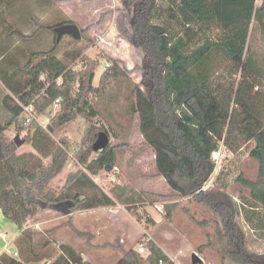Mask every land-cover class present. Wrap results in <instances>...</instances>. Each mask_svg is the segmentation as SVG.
<instances>
[{"label":"trees","instance_id":"1","mask_svg":"<svg viewBox=\"0 0 264 264\" xmlns=\"http://www.w3.org/2000/svg\"><path fill=\"white\" fill-rule=\"evenodd\" d=\"M139 1L121 0L126 9ZM173 1L177 6L173 17L181 24V33H173L155 22L159 0L139 3L135 35L150 58L153 86L147 93L135 86L134 112L140 114L146 143L155 150L158 175L181 196L205 202L222 216L224 228L219 234L226 241L222 248L225 257L238 264H264V252L250 249L243 241L242 231L229 226L228 221L234 222L239 213L238 207L217 206L208 191L202 189L216 170L213 154L222 144L237 152L253 141L249 154L259 163L258 178L239 179L250 189L252 207L264 208V99L258 90L264 87V53L254 38V31L259 30L264 41V0ZM194 26L202 27L208 34L195 45ZM54 28L49 27L52 31ZM60 43L55 36L52 48L31 53L24 66L28 84L22 92L8 77L0 83V208L20 230L43 210L70 215L116 202L130 209L144 202L143 192L129 183L116 184L110 195L91 178L110 165L114 167L117 159L114 145L100 151L93 149L98 134L108 133L105 127L92 128L82 143L77 158L83 168L69 173L59 189L51 187V181L64 170L70 156L65 149L67 142L55 141L48 130L64 129L86 110L95 116L93 98L104 94L110 84L130 78L129 69L122 67L120 60L103 54L107 65L96 86L99 60L84 55L81 69L69 68L57 57ZM219 57L222 63L217 62ZM2 84L19 97L9 94ZM57 99L59 109L46 127L40 125L42 130L38 127L32 133L33 123H18L22 104H33L36 113H43ZM12 127L20 135L27 131L23 139L34 146L37 154L17 152L16 142L7 133ZM41 157L51 160L45 164ZM225 197L232 202L226 194ZM246 217L254 226L249 214ZM257 227L264 229V219ZM72 229L80 237L88 235L75 226ZM23 242H19L20 252L28 253L30 244ZM141 243L147 254L132 248L116 264H176L154 240ZM59 248L61 253L51 264H93L68 244ZM28 258L23 255L19 260L3 254L0 264H28Z\"/></svg>","mask_w":264,"mask_h":264},{"label":"rangeland","instance_id":"2","mask_svg":"<svg viewBox=\"0 0 264 264\" xmlns=\"http://www.w3.org/2000/svg\"><path fill=\"white\" fill-rule=\"evenodd\" d=\"M139 3L126 9L121 0H0V52L3 51L0 58V83L4 77H8L9 82L22 92L28 84L29 77L24 66L31 53L52 48L56 33L49 27L63 22H74L85 30L82 31L81 38L66 34L61 39L57 57L69 68L81 69L84 66V55L98 59L99 67L94 77L96 86L99 85L101 74L107 65L102 58L103 54L117 58L122 67L129 69V79L110 84L104 94L93 98L95 116L86 110L64 129L52 128L55 131L52 134L55 141L67 142L68 147L65 149L70 157L64 170L51 181V187L59 189L69 171L83 168L77 158L82 143L92 128L105 127L110 135V144L116 147L117 159L114 167L117 168V182L106 181V174L116 169H104L96 174L102 180V188L110 195L111 189L118 183H129L136 189L123 177V168H126L125 173L136 177L141 187L147 189L139 191L144 194V202L132 209L116 202L121 210L127 208L131 213L124 215L120 226L111 225L110 220L106 222L107 231H101V227H98V214L92 217L82 212L74 215H63L53 210L39 212L27 223L31 224V255L38 256L45 249L44 237L38 232L46 230L51 241L53 239L57 245L64 243L73 246L93 264H116L125 251L138 249L143 240L149 239L155 240L176 264H194V253L203 260V263L198 264H238L225 257L222 251L223 243L226 242L219 234V230L224 228L222 216L205 202L183 197L165 179L166 183L162 181V176L158 175L155 150L146 143L141 130L140 114L134 112L135 86L139 85L146 93L153 86L150 58L137 43L135 35L137 17L141 11ZM159 4L155 22L167 26L173 33H181L182 26L173 17L177 7L174 1L159 0ZM193 28L195 35L192 44L195 45L202 42L208 34L200 26ZM254 38L264 53V41L259 30L254 31ZM217 62L222 63V58H217ZM236 78L239 79V75ZM258 90L263 93L264 99V87ZM36 95L35 93L34 96ZM15 97L18 98L19 94H15ZM58 109L59 105L54 104L43 113L37 112L38 121L30 126L31 132L38 127L42 130L40 125H47ZM26 132L20 135L21 139ZM7 133L11 139L18 134L15 127ZM253 146L254 142L251 141L242 145L237 152H232L222 144L220 150L213 154L216 170L202 189L208 191L217 206L224 207L228 204L238 207L239 213L234 218L236 224L229 220V226L232 230H241L244 243L250 249L261 253L264 252V229L257 225L264 219V208L252 207L254 201L250 189L239 179L258 178L259 163L249 154ZM17 152L37 154L31 143L22 144ZM41 159L45 164L51 160L50 157ZM225 194L233 203L226 199ZM246 214H249L254 226L248 221ZM76 220L84 227L90 225L88 229L93 228L102 233L105 231L104 234L107 232L106 240L97 237V232H92L91 229H78ZM43 221H47L46 227ZM10 224L5 219H0V242L2 238L6 240L7 250L16 249L19 252L18 257L11 256L22 260V244L12 240L15 231ZM72 226L88 235H76ZM49 247L50 256L56 258L60 254V245L50 244Z\"/></svg>","mask_w":264,"mask_h":264},{"label":"crops","instance_id":"3","mask_svg":"<svg viewBox=\"0 0 264 264\" xmlns=\"http://www.w3.org/2000/svg\"><path fill=\"white\" fill-rule=\"evenodd\" d=\"M2 52L3 51H1L0 52V58L3 56L2 55ZM3 85V84H2ZM4 86V85H3ZM5 89H6V91L9 93V94H11V95H13L14 97H15V95L10 91V90H8L6 87H4ZM111 143V142H110ZM155 156H156V154H155ZM156 159V158H155ZM76 168H77V166H75ZM75 170V169H74ZM74 170H71V171H69L68 172V174L69 173H71V172H74ZM125 170H126V168H123V177L126 179V180H129L135 187H136V189H138V191H144V190H147V189H143L142 187H141V185H140V183H139V180L136 178V177H131V176H128L126 173H125ZM101 172V171H100ZM99 172V173H100ZM68 174H67V176H68ZM67 176H66V178H67ZM66 178H65V180H66ZM91 178L94 180V182L104 191V192H106L102 187H103V184H100V182L102 183V180H101V178L99 177V176H97L96 174H94V175H91ZM161 179H162V181H164V183H166L165 182V180H164V177H161ZM97 181V182H96ZM65 183V182H64ZM63 183V184H64ZM62 184V185H63ZM107 194H109V192H106ZM146 195L148 196L149 194H147L146 193ZM49 210H52V209H49ZM53 211H55V212H57L56 210H53ZM79 212H82V213H86L87 215H90V216H92L93 217V215H96V214H98L100 217H96V222H99L98 220H100V226H98V227H101L100 228V230L102 229V230H105L106 229V231L108 230L107 229V227L105 226V224H106V222H108L109 220H110V222H111V225L112 224H116V225H121L120 223H121V221H122V219H123V217H124V215L127 213V214H129V213H131V211H129V209H127L126 208V210H121L119 207H118V205L116 204H114V205H101V206H98V207H95V208H90V209H82V210H78V211H76V212H74V213H72V214H70V215H74V214H76V213H79ZM64 215V214H63ZM0 219H5L6 221H7V224L9 225L10 223V225L12 226V228L14 229V231H15V235H14V238H12V240L14 241V242H23V241H20L19 239L20 238H24L25 240H24V244H25V242L27 241L28 243L30 242V244H31V237H30V233H31V230H30V228H31V224H26V226L24 227V229H22V230H20L13 222H11L10 220H8L5 216H4V214H3V212H2V210H1V208H0ZM116 219H118V221L116 220ZM43 222H45L43 225L46 227V225H47V221H43ZM5 223V222H4ZM2 224H3V222H2ZM75 224H76V227L78 228V229H80V230H86V231H88V230H92V232H94V231H96L97 232V230H93V228H89L88 229V227L90 226V225H85L86 227H84L82 224H79L78 222H77V220H76V222H75ZM109 224V223H108ZM41 227V226H40ZM97 227V228H98ZM96 228V227H95ZM96 228V229H97ZM34 230V229H33ZM100 230H98V232H97V237H99L100 239H102L103 241H105L106 239H105V236H106V234H107V232H106V234H104L105 233V231H104V233H102ZM39 233V235L42 237H44V247H45V249L40 253V254H38V256H33V255H31V248H30V251L27 253L26 252V250H25V253H24V256L26 257H29L28 259H29V261H28V264H45V263H47V264H51L52 262H53V260L55 259L53 256H50L51 255V249H50V247H49V245L50 244H54V246H61V245H63L64 243H61V244H59V245H57V243L55 242V241H53V239H52V241H51V239H50V237H49V235H48V233L46 232V230H42L41 231V233L40 232H38ZM43 233V234H42ZM125 237L126 238V236L124 235V234H122V237ZM124 238V239H125ZM29 241H28V240ZM1 241L2 242H0V257L3 255V254H8V256L10 255H13L14 257H18L19 256V252L18 251H16V249H14L13 251L12 250H7L6 248H7V245H8V243H7V241L6 240H3V238L1 239ZM155 241V240H154ZM52 242V243H51ZM156 242V241H155ZM157 243V242H156ZM158 244V243H157ZM69 245V244H68ZM159 245V244H158ZM71 246V245H70ZM160 246V245H159ZM31 247V246H30ZM73 247V246H72ZM161 247V246H160ZM74 248V247H73ZM162 248V247H161ZM75 249V248H74ZM163 249V248H162ZM164 250V249H163ZM77 251V250H76ZM11 252V253H10ZM14 252H18V254L17 255H14ZM78 252V251H77ZM164 252L168 255V253L164 250ZM21 253V252H20ZM30 253V254H29ZM60 253H61V251H60ZM82 255V257H83V259L85 260V261H87V258L85 257V255L82 253L81 254ZM13 256H11V257H13ZM169 256V255H168ZM123 256H121L120 258H119V260L122 258ZM170 257V256H169ZM171 258V257H170ZM118 260V261H119ZM90 261H92V260H90ZM117 261V262H118ZM92 263V262H91Z\"/></svg>","mask_w":264,"mask_h":264},{"label":"water","instance_id":"4","mask_svg":"<svg viewBox=\"0 0 264 264\" xmlns=\"http://www.w3.org/2000/svg\"><path fill=\"white\" fill-rule=\"evenodd\" d=\"M54 31L56 33V40L60 41L62 37L66 34L72 35L75 38H81L82 37V29L79 27L78 24L74 22H66L62 23L60 25L55 26ZM14 141L16 142L17 146H21L25 143L24 139L20 138V134H17L14 138ZM111 142L110 136L105 131H101L98 134V137L93 145V149L95 151H100L106 148ZM113 166L110 165L109 167L105 168L106 171L112 170ZM193 263H203V260L196 254H193Z\"/></svg>","mask_w":264,"mask_h":264},{"label":"built area","instance_id":"5","mask_svg":"<svg viewBox=\"0 0 264 264\" xmlns=\"http://www.w3.org/2000/svg\"><path fill=\"white\" fill-rule=\"evenodd\" d=\"M60 100L57 99L55 101V105L58 106L59 105ZM22 108H23V113L21 114V116L18 118V122L23 124V125H29L31 123L37 122L38 121V116L36 113V109L34 107L33 104L30 105H24L22 104ZM47 125H44V127H46ZM49 133L52 135L55 131L53 129L48 130ZM116 170L112 171V172H108L106 174V181L108 183H116L117 182V175H116V171L117 168L114 167ZM101 184V183H100ZM138 251L141 253H145L147 251V248L145 246L144 243H140L139 247H138ZM15 255L18 254V252H14Z\"/></svg>","mask_w":264,"mask_h":264}]
</instances>
